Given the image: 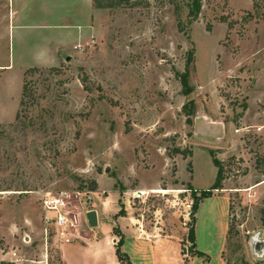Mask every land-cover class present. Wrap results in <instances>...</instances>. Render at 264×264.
Returning <instances> with one entry per match:
<instances>
[{"label": "rangeland", "instance_id": "obj_1", "mask_svg": "<svg viewBox=\"0 0 264 264\" xmlns=\"http://www.w3.org/2000/svg\"><path fill=\"white\" fill-rule=\"evenodd\" d=\"M82 3L0 0V255L28 257L42 234L57 248L41 199L63 194L59 208L82 232L70 233L67 264H96L100 249L110 263L106 241L128 222L168 238L164 252L126 241L131 264H221L227 220L225 263L264 264V0H200L195 16L192 0H92L91 35L47 64L38 44L59 28L42 23L60 10L80 23ZM213 157L220 183L198 203L192 254L190 212L215 181Z\"/></svg>", "mask_w": 264, "mask_h": 264}, {"label": "crops", "instance_id": "obj_2", "mask_svg": "<svg viewBox=\"0 0 264 264\" xmlns=\"http://www.w3.org/2000/svg\"><path fill=\"white\" fill-rule=\"evenodd\" d=\"M80 1H82L83 2L82 4L84 5V9H82V7L80 8L83 14V17H82L83 20H81L80 23H77V24L75 23L77 21V18H74L76 13L75 12L71 13L70 10H60V12L58 13L57 23H53V24L42 23V25H55L57 28H59L58 35L46 37L41 43L38 44L40 46L39 52L41 56L43 57V59H45V61L51 60L50 63H47V64H51L57 61L58 56H59L58 48L60 46L64 48L65 46L75 44L76 42L83 40L87 38V36L91 35V32H92L91 23L93 21L92 19L94 16L93 15L94 14L93 13L94 12L93 3H92V0H80ZM7 13H8V16H7L8 21L12 19V23H10L9 25L10 26L14 25L13 20H15V15L18 13V11H16V9H11V10L9 9ZM17 25H20V24L17 23ZM76 25H77V28L75 27ZM82 25H84V28H82ZM86 220H87V223L90 225L89 227L94 228V229L97 227L98 218L96 217V214L94 212H87ZM78 224H79V218L75 216L74 228L70 229V233L74 231L75 233L82 234V232L81 231L79 232L78 230V227H79L77 226ZM124 230L126 231L123 234L124 236V242L122 245L123 250H124V244L126 243V241H132L131 243H134V245L136 246L138 244H143L151 248L156 247L163 252H164V249L168 247V238L166 236L155 235L154 233L146 229H143L142 232H140L138 227H136L135 223L128 222V225L124 226ZM227 232H228V220H227V231L225 234V240L221 242L222 245H219L217 249V254H216L221 264H226L221 255H222V251L224 250ZM86 236L88 239H92V237H97L95 235L92 236L91 232H88ZM114 237L115 236L110 235L108 241H106V245H108V242L110 240H113V245H114V243L116 242V239H113ZM23 238L24 239L27 238L26 235H24ZM52 239L49 241H46V239L43 238V234L40 239L34 238V240H32L33 245L31 246L32 251H29L30 252L29 254H32V255L30 256L28 255V257L26 258L20 256L17 251L12 249L11 251L6 252L4 256L0 255L1 257H4V258L0 257V259L2 260L5 259L7 261H11L16 264H53L51 263L50 258L52 256L51 255L52 252H54L56 254L58 253L57 255H58V259L60 260V262L62 261L63 264H67L65 257H64L63 248H65L68 242L61 243L59 240L58 234L56 232V235H55L56 241L55 240L54 241L56 242L55 246H57V248H54V247L52 248L51 246L53 242ZM29 240L31 241V238ZM8 243L12 244L13 241L10 240ZM99 252L102 253L103 249L96 251L97 258L99 259L95 261L96 264H106L105 263L106 259L101 258L103 256H101ZM34 254H37V255L35 257H32ZM16 258H19V260H16ZM108 264H120V263L117 260V257L113 256L112 258H110V263Z\"/></svg>", "mask_w": 264, "mask_h": 264}, {"label": "trees", "instance_id": "obj_3", "mask_svg": "<svg viewBox=\"0 0 264 264\" xmlns=\"http://www.w3.org/2000/svg\"><path fill=\"white\" fill-rule=\"evenodd\" d=\"M95 5H97V3ZM199 6H200V0H192V7H190V9L188 11V14H191V15L195 16ZM178 23H179V21H178ZM36 68H37L36 66L28 67L25 70V72L28 73V72H30L32 70H35ZM179 76H180V81L182 83V91H183V93H185V94L189 93L191 89H190V85L188 84V81H187V75L185 73H182ZM26 93H27V86H26V82H24L22 84V95L24 96ZM23 102H24V100L20 99L19 104L21 105ZM182 111L184 112V115L186 116V122L190 123L191 122L190 116L193 113V102H192V100H190V101H188V102H186V103H184L182 105ZM16 117H17V115H16ZM176 152L181 153L183 156L191 155V150H178L177 149ZM212 162L217 168L215 181H214L213 185L209 189L202 190L201 194H200V196L198 198H195V196H194L193 209L190 212L192 224L188 228L187 238L190 241V244H191V246L193 248L192 254L194 252H197L194 249V247H195V245H194V237H195L194 228L195 227L194 226H195V213H196V209H197L198 203H199V201L201 199L210 196L212 190L218 188L219 187V183H220V172H221L220 160H218L217 158L213 157L212 158ZM95 183L96 182L94 181V185L92 186V190L95 188ZM188 188L192 190L191 186H189ZM115 231H116V233H118V230H115ZM229 231H230V228L228 226V232L227 233H229ZM122 243H123V235L120 234V238L115 242V254H116L117 260L119 261L120 264H123V263L131 264L127 254L121 249L122 248ZM184 258H185L184 262L187 263L188 259L186 257H184ZM7 264H9V263H7Z\"/></svg>", "mask_w": 264, "mask_h": 264}, {"label": "built area", "instance_id": "obj_4", "mask_svg": "<svg viewBox=\"0 0 264 264\" xmlns=\"http://www.w3.org/2000/svg\"><path fill=\"white\" fill-rule=\"evenodd\" d=\"M62 196L63 194H58V196H53L52 198H48L47 195L43 196L41 199L44 210L42 219L45 224L54 221L59 229L58 237L60 241L66 243L70 240V227L74 225L75 219L69 218L67 214H64L63 211L60 210L59 207L64 204ZM46 211H53L56 215L54 217H48ZM16 260H19V258H16Z\"/></svg>", "mask_w": 264, "mask_h": 264}]
</instances>
